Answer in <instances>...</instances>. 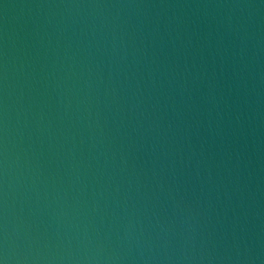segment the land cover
<instances>
[{"label": "water", "instance_id": "obj_1", "mask_svg": "<svg viewBox=\"0 0 264 264\" xmlns=\"http://www.w3.org/2000/svg\"><path fill=\"white\" fill-rule=\"evenodd\" d=\"M0 264H264V0H0Z\"/></svg>", "mask_w": 264, "mask_h": 264}]
</instances>
